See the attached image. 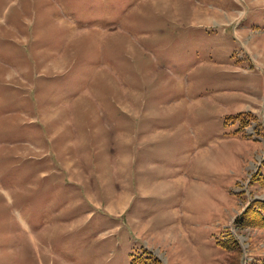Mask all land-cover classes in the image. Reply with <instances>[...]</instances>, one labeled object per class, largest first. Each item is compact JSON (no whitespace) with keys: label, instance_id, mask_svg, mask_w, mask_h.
I'll return each mask as SVG.
<instances>
[{"label":"rangeland","instance_id":"rangeland-1","mask_svg":"<svg viewBox=\"0 0 264 264\" xmlns=\"http://www.w3.org/2000/svg\"><path fill=\"white\" fill-rule=\"evenodd\" d=\"M263 160L264 0H0V264H264Z\"/></svg>","mask_w":264,"mask_h":264},{"label":"trees","instance_id":"trees-1","mask_svg":"<svg viewBox=\"0 0 264 264\" xmlns=\"http://www.w3.org/2000/svg\"><path fill=\"white\" fill-rule=\"evenodd\" d=\"M252 120H255L253 116H251ZM249 123L245 125L248 127ZM261 164H264V160ZM257 175H260V170L253 175L251 179V183ZM261 176V175H260ZM262 184H264V178H260ZM235 225L238 228L245 229V228H263L264 227V201L261 200H253L250 204L244 209L242 214L235 219ZM227 248L232 249L233 245L226 243L225 245ZM132 264H161L159 258L155 257L153 253L150 252H143L138 256H134Z\"/></svg>","mask_w":264,"mask_h":264}]
</instances>
